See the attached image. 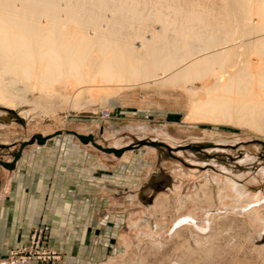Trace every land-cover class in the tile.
Wrapping results in <instances>:
<instances>
[{
    "label": "rangeland",
    "instance_id": "obj_1",
    "mask_svg": "<svg viewBox=\"0 0 264 264\" xmlns=\"http://www.w3.org/2000/svg\"><path fill=\"white\" fill-rule=\"evenodd\" d=\"M221 1L47 0L46 6L56 5L61 20L72 10L91 37L99 31L135 45L156 35L161 46L174 44L178 30L190 31L195 54L223 41L220 29L232 28ZM192 11L203 19L192 20ZM244 52L238 58H256ZM149 85L90 100L82 93L39 101L28 93L26 103L0 105V258L15 264H264V134L186 120L188 99L180 87ZM66 88L73 91L74 83ZM246 155L252 157L241 162ZM227 180L247 194L220 200ZM32 190H43L40 212L25 228L26 212L20 225L14 216ZM256 194L262 221L236 212ZM188 213L205 230L172 231ZM142 220L146 234L137 226ZM51 228L62 232L60 244Z\"/></svg>",
    "mask_w": 264,
    "mask_h": 264
},
{
    "label": "bare ground",
    "instance_id": "obj_2",
    "mask_svg": "<svg viewBox=\"0 0 264 264\" xmlns=\"http://www.w3.org/2000/svg\"><path fill=\"white\" fill-rule=\"evenodd\" d=\"M41 2L0 0L1 106L11 108L26 103L28 93H34L39 101H51L55 95L69 101L82 93L88 94L90 100L99 97V93L111 97L126 95L134 89L151 87L150 82L171 83L187 96L186 120L234 124L257 135L264 134V0H222L221 8L230 14L226 23L233 26L218 27L224 40L205 43L202 52L195 54L190 51L196 39L193 32L178 30L175 43L162 46L159 35L153 36L150 43L142 40L138 45L130 39L120 42L103 32L99 35V31L91 37L84 21L72 10L68 9L61 20L56 5L49 8L47 0ZM42 12L47 18L45 25L39 21ZM195 12L189 15L192 20L203 19L202 14ZM251 46L255 47L249 49ZM244 51L254 52L256 58H238ZM195 81H200V86H195ZM69 82L74 83L70 92L66 88ZM145 163L141 158L139 164ZM173 174L179 176L177 172ZM224 188L218 193L220 200L247 194L228 180ZM251 198L236 212L251 213L256 221H262L261 199L257 194ZM180 203L181 209L184 201ZM193 220V214H183L172 231L191 225L205 230ZM145 225L142 220L137 226L146 234Z\"/></svg>",
    "mask_w": 264,
    "mask_h": 264
},
{
    "label": "crops",
    "instance_id": "obj_3",
    "mask_svg": "<svg viewBox=\"0 0 264 264\" xmlns=\"http://www.w3.org/2000/svg\"><path fill=\"white\" fill-rule=\"evenodd\" d=\"M122 106L124 107V104H122L121 107ZM127 129H129V127H127ZM248 157H252V156L246 155L241 160V162H243L244 160H246ZM43 190H44V188H43ZM43 190L42 191H38V190H32L31 191V194H30V197H29L30 198V201L28 200V203H24V204L22 203L21 204L23 206V208L21 209L20 212H17V215L16 216H14V222H16V223H18V225H20L21 224V220H22L21 218H22V215H23L24 212H26V214L24 216V222H25V224L23 226L25 228H28L29 223L35 221L38 218L39 212H40L39 211V204H40L39 201L42 198ZM25 207H28V209L26 210ZM4 222L7 223L9 221L6 220ZM51 231H52L51 233L54 234V236H55L54 242H56V244H60V242H62V241H59V240L63 239L62 232H60V234L59 233L57 234L55 231L52 230V228H51ZM69 247H70V244L67 242L66 243V248H69Z\"/></svg>",
    "mask_w": 264,
    "mask_h": 264
},
{
    "label": "built area",
    "instance_id": "obj_4",
    "mask_svg": "<svg viewBox=\"0 0 264 264\" xmlns=\"http://www.w3.org/2000/svg\"><path fill=\"white\" fill-rule=\"evenodd\" d=\"M16 252V251H15ZM14 252V253H15ZM11 262H13L12 259H5V258H0V264H12ZM15 262V261H14ZM13 262V263H14ZM15 264V263H14Z\"/></svg>",
    "mask_w": 264,
    "mask_h": 264
}]
</instances>
